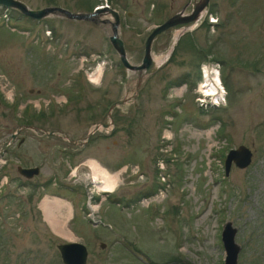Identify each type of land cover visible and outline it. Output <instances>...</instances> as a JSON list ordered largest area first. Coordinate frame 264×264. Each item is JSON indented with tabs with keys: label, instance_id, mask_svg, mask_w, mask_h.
I'll return each instance as SVG.
<instances>
[{
	"label": "rangeland",
	"instance_id": "obj_1",
	"mask_svg": "<svg viewBox=\"0 0 264 264\" xmlns=\"http://www.w3.org/2000/svg\"><path fill=\"white\" fill-rule=\"evenodd\" d=\"M23 1L116 9L132 63L150 30L187 4ZM180 27L154 40L153 56L170 49ZM109 28L0 6V264H63L57 244L68 240L87 246L86 264H224L226 221L236 227L237 264H264V0H210L202 21L180 35L136 94L137 76H127ZM203 78L217 81L222 96L202 95ZM118 98L124 102L107 115ZM26 120L37 128L11 139ZM43 130H61L68 140ZM239 144L252 150L251 161L232 164L226 175L225 155ZM92 162L97 179L85 184ZM19 165L40 172L26 178ZM106 172L111 192L98 184ZM51 220L64 223L55 229Z\"/></svg>",
	"mask_w": 264,
	"mask_h": 264
},
{
	"label": "water",
	"instance_id": "obj_2",
	"mask_svg": "<svg viewBox=\"0 0 264 264\" xmlns=\"http://www.w3.org/2000/svg\"><path fill=\"white\" fill-rule=\"evenodd\" d=\"M210 0H187V4H191V9L188 12L184 11V7L175 13L171 14L165 18L160 23L156 24L148 33L144 40V49L141 60L139 63H132L127 57V51L125 48L124 40L121 37L119 31L120 25V14L119 12L108 6H99L93 8L91 11H79L70 10L67 7L50 4L38 8L30 7L23 0H0V6L9 7L11 9H16L25 16L42 19L49 15L63 16L69 19H84L92 21L97 24H109L108 39L111 42L114 49L119 55V59L122 65L127 70V76L136 74L137 79L134 83V93L138 92L143 79L149 74L153 73L163 62H165L172 54L175 46L178 43L179 37L186 31L191 30L197 24L202 21L203 16L209 9ZM110 14L112 19L108 18L107 15ZM177 24H182L179 30H181L180 35L173 40L169 45V54L165 61L157 63L153 58L152 45L154 40L165 30L175 29ZM178 30V29H177ZM124 99H119L111 105L113 106L122 104ZM103 127H107L106 123L102 124ZM97 125L92 131L97 129ZM18 129L11 134V139L16 136ZM90 131L88 135L92 133ZM9 144L7 142L4 147ZM252 158V150L245 144H239L236 147L230 148L224 158V171L225 174H229L232 164L238 167L247 166ZM18 172L23 176L30 178L40 172V167L38 165L34 166H18ZM236 233V227L232 225L230 221H226L223 225L221 231V240L225 249V259L224 264H237V255L240 249V245L236 243L234 237ZM104 243H102L103 245ZM61 260L63 264H86L88 257L87 246L78 240H68L57 244Z\"/></svg>",
	"mask_w": 264,
	"mask_h": 264
},
{
	"label": "bare ground",
	"instance_id": "obj_3",
	"mask_svg": "<svg viewBox=\"0 0 264 264\" xmlns=\"http://www.w3.org/2000/svg\"><path fill=\"white\" fill-rule=\"evenodd\" d=\"M180 32H181V30H176V32H175V36H174V40L180 35ZM169 51H170V49L167 51V52H165V53H163V54H161V55H159V56H153V58L155 59V61L157 62V63H161V62H163V61H165L166 60V58H167V56H168V54H169ZM92 77H94V79H96V80H98L99 78H98V75H96L95 73H94V75H92ZM205 78V77H204ZM202 79L201 80V84H200V87H202V89L203 90H205V92H208L209 94H218V93H220V92H222L221 90H219V88H218V86H217V81H214V80H212L211 79V82L208 84V83H206L205 82V79ZM212 98V97H211ZM205 99V98H204ZM207 99V98H206ZM92 168H94V170H95V173H92L91 174V178L95 181L96 179H97V174H96V172H97V165H96V163H94V162H92ZM98 174H100V177H101V179L98 181V184H100L99 186H100V188L101 189H103V191L104 192H111V191H113V185H112V180H110L109 179V177H108V174H107V172L106 173H98ZM96 182V181H95ZM112 182V183H111ZM48 201V199H46V201L45 202H47ZM51 206V204L49 205V207ZM51 208V207H50ZM47 209V208H46ZM53 210V209H52ZM46 211V210H45ZM48 218V217H47ZM50 218V217H49ZM55 218V217H54ZM62 222L64 223V221H60V220H51L50 221V223H51V225L56 229V228H60L61 227V225H62ZM64 229V228H63ZM63 231V230H62ZM66 232V231H65Z\"/></svg>",
	"mask_w": 264,
	"mask_h": 264
},
{
	"label": "flooded vegetation",
	"instance_id": "obj_4",
	"mask_svg": "<svg viewBox=\"0 0 264 264\" xmlns=\"http://www.w3.org/2000/svg\"><path fill=\"white\" fill-rule=\"evenodd\" d=\"M100 81V80H99ZM101 82V81H100ZM99 82V83H100ZM125 86H126V90H127V84H125ZM73 98H76V95H73V96H67L66 98H64V103H59V104H66L67 102H71L72 101V99ZM119 99V98H118ZM118 99H116V100H114V101H111L108 105H107V109H106V112H107V115H110L111 113H112V111H113V109H114V107H116V106H113L112 108H111V105L114 103V102H116ZM52 101V99L49 97V99L46 101V102H44V105L46 104V105H50V102ZM57 101L58 100H54V102L55 103H57ZM61 101V100H60ZM103 101H100L99 102V104L100 105H103V107H104V103H102ZM40 106H41V104H40V102H39V107L38 108H40ZM104 110V108L102 109V111ZM38 112H40V111H38ZM48 113H50V111L48 112ZM38 114V113H37ZM104 122L105 121H102V124H104ZM111 123V122H110ZM112 124V123H111ZM109 126H110V124H109ZM109 126H107V127H104V128H110V131H109V133H111V132H114L115 131V129H116V125H112L111 127H109ZM37 128V126H35V125H33V124H31V123H29L28 122V120H26L25 122H23V123H21V125L17 128L18 129V131H17V133H19L20 132V130H22V129H29V130H34V129H36ZM45 133H47L48 135H51V134H56V135H58V136H60L62 139H64V140H68V137L66 136V134L65 133H63V131H61V130H59L58 132H56V131H54V130H43ZM17 133H16V136H17ZM16 136L14 137V138H16ZM14 138H12V139H14ZM23 139H24V137L22 136V137H20V139H19V143L21 142V141H23ZM80 139H78V141H79ZM81 141V140H80ZM22 175V174H21Z\"/></svg>",
	"mask_w": 264,
	"mask_h": 264
},
{
	"label": "built area",
	"instance_id": "obj_5",
	"mask_svg": "<svg viewBox=\"0 0 264 264\" xmlns=\"http://www.w3.org/2000/svg\"><path fill=\"white\" fill-rule=\"evenodd\" d=\"M205 69H208L209 70V68H205ZM204 69V70H205ZM204 73H205V71H204ZM209 73H210V71H209ZM204 75V74H203ZM221 90V89H220ZM224 91V90H223ZM202 95H204L205 97H209V96H214V98H219V96H222V92H220V93H218V94H209L208 92H205V90H203L202 89ZM198 99H199V97H198ZM216 100H218V99H216ZM216 102V101H215ZM213 100L211 101V104H214L215 103ZM89 201H90V198H89ZM89 201H87V203H89Z\"/></svg>",
	"mask_w": 264,
	"mask_h": 264
},
{
	"label": "trees",
	"instance_id": "obj_6",
	"mask_svg": "<svg viewBox=\"0 0 264 264\" xmlns=\"http://www.w3.org/2000/svg\"><path fill=\"white\" fill-rule=\"evenodd\" d=\"M151 262V261H150Z\"/></svg>",
	"mask_w": 264,
	"mask_h": 264
}]
</instances>
